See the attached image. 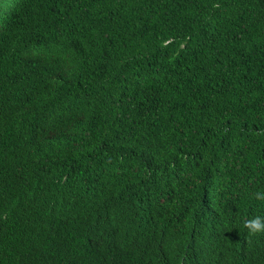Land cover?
Segmentation results:
<instances>
[{"label": "trees", "instance_id": "trees-1", "mask_svg": "<svg viewBox=\"0 0 264 264\" xmlns=\"http://www.w3.org/2000/svg\"><path fill=\"white\" fill-rule=\"evenodd\" d=\"M264 0H0V264H264Z\"/></svg>", "mask_w": 264, "mask_h": 264}, {"label": "clouds", "instance_id": "clouds-1", "mask_svg": "<svg viewBox=\"0 0 264 264\" xmlns=\"http://www.w3.org/2000/svg\"><path fill=\"white\" fill-rule=\"evenodd\" d=\"M253 198L264 204V190H258L253 194ZM242 227L252 234H264V215H258L253 219L243 222Z\"/></svg>", "mask_w": 264, "mask_h": 264}]
</instances>
